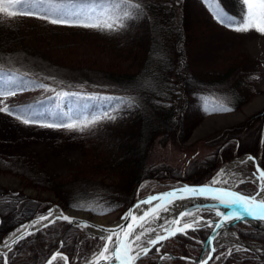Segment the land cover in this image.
<instances>
[{"label":"trees","instance_id":"16d2710c","mask_svg":"<svg viewBox=\"0 0 264 264\" xmlns=\"http://www.w3.org/2000/svg\"><path fill=\"white\" fill-rule=\"evenodd\" d=\"M218 2L229 14L239 17L240 0ZM143 6V12L118 31L66 27L78 28L81 38L98 39L112 50L117 62L113 67L84 62L55 50L51 47V35L60 27L46 20L0 17V77L7 73L23 78L25 88L43 83L53 89L39 88L11 102V106L25 108L28 116L58 122L69 114L76 116L99 106L116 116L114 120L99 122L89 154L80 160H69L70 172L61 177L39 168L22 155L0 158L2 171L18 174L28 184L53 190L70 206L108 213L126 208L137 189L147 193L185 182L202 183L219 164L236 154L260 153L259 163L264 169V107L236 125L215 132L214 142L218 145L200 163L194 166L190 163L182 173L176 175L171 170L165 173L147 164L150 145L156 140L165 142L169 136L180 142L204 115L223 112L225 107L234 110L247 101L249 96L244 87L251 74L242 65L243 59H232L219 70L194 66L203 31L207 26H217L204 0H143ZM66 44L69 47L75 42ZM124 59L129 62L121 67ZM3 84L0 80V87ZM60 92L78 95L58 98L56 94ZM95 97H134L135 105L125 107L116 100ZM58 112L64 114L63 118ZM240 184L244 186L247 181ZM241 190L254 193L243 187ZM1 198L15 199L17 207L32 203L36 212L49 205L48 200L42 199L30 202L31 198L19 190L2 186L0 203ZM8 215L10 210L0 211V240L12 227ZM67 226L66 221L57 220L20 239L8 252V264H42L58 248L71 261L79 251L91 252L95 239L77 226L66 229ZM232 228L245 239L264 243V229L260 227L239 221ZM209 230L201 226L186 234L177 233L134 264H158L161 251L177 255L164 256L161 264H185L188 261L178 255H197L201 239ZM215 264H264V260L250 251L233 250Z\"/></svg>","mask_w":264,"mask_h":264},{"label":"rangeland","instance_id":"374dc122","mask_svg":"<svg viewBox=\"0 0 264 264\" xmlns=\"http://www.w3.org/2000/svg\"><path fill=\"white\" fill-rule=\"evenodd\" d=\"M10 10L15 11L14 9ZM16 16L24 21L30 20L28 18L29 16ZM0 17L5 19L13 18L6 17L2 13H0ZM57 26L60 28H55L56 31L51 35V47L55 50L58 49V52L61 54H68L72 58H80L84 62H91L98 66L113 67L117 65L115 53L104 44H100L98 39L86 40L81 38V32L77 30L78 28H70L71 30H67L66 27L69 26ZM203 32L204 35L200 40L199 47L194 55V66L203 70H219L225 67L232 59H243L244 61L242 60V65H244V68L246 70L248 69L251 74L246 81L248 85L244 87V92L249 97L247 101L230 112L223 111L204 115L191 128L187 135L181 139L182 141L180 140V142L169 136L165 138V142H160L159 140L153 142V144L150 145L146 160L147 164L159 168L160 170H164L165 173H167V170H171L177 175L186 171L187 169L185 168L190 163L193 164L192 166L200 163V161L210 154L218 145L214 142L216 136L214 135L215 132L224 129L225 127L236 125L249 115L264 107V34L258 33L255 30L245 33L232 31L218 22L217 26H207L206 31L204 30ZM75 38L79 39V41H76ZM70 41L75 42V44L67 47L66 42ZM93 59L97 60L92 61ZM128 62L129 60L124 59L120 66L125 67ZM249 85L251 87H249ZM37 90H39V87L25 88L23 91H18L17 95L8 97L6 103L10 105L11 102L16 101L18 98L27 96ZM67 107L68 105L65 103V108ZM105 111L106 110H102L99 106L91 112L80 113L76 116L69 114L62 122L67 123L69 117L73 119H84L85 117L91 119L93 116L100 115ZM40 119L45 123H61L56 120H51L48 117H40ZM99 122L81 132L79 130H70L63 127L49 128L42 127L39 124L26 125L15 119L14 115L0 112V158L7 159V157L14 155H22L27 160L36 164L39 168L46 169L50 174L53 173L58 175V177H61L70 172L72 166L69 164V160H80L89 154L91 144L94 142V131ZM246 153L236 154L225 162H230L234 158L246 155ZM258 155H260V153ZM222 165L223 163L219 164L212 175L220 170ZM255 171L256 168L254 162L246 160L239 162L238 164L230 165L224 169V172L234 180L230 184H237V186L239 184V186L244 189L253 192H256L259 187V182H252L257 179L254 177ZM229 177L226 180L227 184L231 181ZM241 180L247 181V184L242 186L240 184ZM145 183L146 182H144V184ZM0 186L3 188L19 190L21 194L31 198L30 202L34 199L48 200L49 205L57 203L61 204L64 208L84 210L89 213H86L85 215L90 218L93 216L103 217L104 219L102 221L106 223L116 220L122 211V209H118L108 213H93L87 209L70 206L56 196L53 190L41 186L39 187L38 185H33L31 183L28 184L25 178H22L20 175L2 171L1 169ZM143 194L145 193H140V190L137 189L135 198ZM1 201L3 202L0 203V211L4 212L5 210H10L11 215L7 216V220L12 223L11 229L3 233L2 239L10 234V231H12L20 222L31 218L34 214L42 212H36L32 203H27V205L23 207H17L15 199L1 198ZM181 206H183V203H178L170 207L169 211L161 212L158 214L159 219L157 220L162 221L167 218L170 213L175 212ZM69 227L70 226L68 225L66 229ZM152 228L155 229V231L158 229L157 227ZM100 243L101 241H97L93 244V250L88 254L79 251L73 264H85V262L98 249ZM226 245H228V243ZM232 248V250H235V247ZM54 264H62V262L57 260Z\"/></svg>","mask_w":264,"mask_h":264},{"label":"snow or ice","instance_id":"6c2138e0","mask_svg":"<svg viewBox=\"0 0 264 264\" xmlns=\"http://www.w3.org/2000/svg\"><path fill=\"white\" fill-rule=\"evenodd\" d=\"M205 4L209 5L213 18L222 26L229 28L236 32H249L252 30L258 33L264 34V0H240L241 13L239 17L229 14L218 0H204ZM143 0H0V13L6 17H15L16 15H23L29 17H35L37 19H43L53 25H64L69 27H83L91 28L99 31H118L125 28L128 22L135 20L143 12ZM10 9H15L12 11ZM2 71V70H0ZM54 79V77H52ZM0 80L4 81L2 87H0V112L7 113L8 115H14L15 119L21 121L23 124H39L42 127L49 128H67L70 130H79L83 132L101 121L102 119L114 120L116 116L108 111L103 112L100 115H95L91 119L85 117L84 119L68 118L67 123H45L42 122L38 115H26V109L23 107L14 108L6 103L8 97L17 95L18 91L25 89V81L23 78H17L16 76H10L5 73ZM37 87L44 89L45 91H53L48 85L40 83ZM58 98L68 97L70 95H78L76 93L60 92L56 94ZM96 99H112L118 101L125 107H132L135 105L134 97H95ZM91 99V98H90ZM233 109L230 107L223 108V111L230 112ZM57 115L63 118L64 114L58 112ZM248 159H252L249 157ZM259 176L253 183L259 182V187L254 194H243L238 191H232L227 188H214L209 185L202 187H189L187 185L175 192H165L161 195L163 197L176 196L177 192H188L192 194L191 198L211 195V199L216 200L218 203L223 204L225 208L240 209V211L222 212L216 209V216L222 219L217 221H207L205 226L216 229H221L226 223H231L233 220H243L245 216H250L253 220H259L264 222V170H260L257 167ZM222 174V172H221ZM255 175V174H254ZM220 181L214 179L211 183L214 185ZM227 184V181H223ZM240 183H244L243 180ZM180 199L189 197L180 196ZM159 197H149L147 201L141 203H150L152 200H157ZM139 208L140 205H136ZM159 208V205L156 206ZM132 210H130L131 212ZM162 211H169V208L165 206ZM52 210H50L47 216H41L38 221L33 223H39L40 221L48 219L52 216ZM149 215L148 211H145L139 220L144 223H150L146 221L145 217ZM193 214L189 211H181L178 214V218L166 222V224H179L180 220L184 217H191ZM155 219H159L157 214ZM57 219H63L73 222L72 218L63 215L57 217ZM136 220L137 217L128 213L122 217V220ZM55 221H49L54 223ZM144 223L138 224L136 227L140 229L139 232L133 227L132 223L125 225H118L114 228H104L102 226L87 225L81 222L83 227H97L100 232L107 235H101L99 240L103 241V247L92 257V260L88 264H134V262L140 259L142 256H146L153 247H156L161 241L168 239L171 236H175L177 232L186 234V229L193 228L194 224L199 223V220L193 219L191 223H185L183 227L176 228L174 231L170 227H166L165 224L160 225L167 235H161L156 233L154 238L151 237L152 233H155L153 228H145ZM46 226V225H45ZM15 235V234H14ZM30 235V233H25ZM115 237V239L113 238ZM21 235L17 238L23 239ZM216 239L212 236L208 244L210 245L207 253L208 259H211V253L215 252V247L212 246V242ZM14 240L13 243H16ZM148 245V246H145ZM5 247L10 246L5 243ZM63 247V242H61ZM159 251V248L156 249ZM236 247L235 251H241ZM232 249H228L227 255L232 254ZM221 256L225 253H221ZM165 257H161L164 259ZM220 257H217L219 259ZM187 259V258H185ZM59 260L62 264H67L68 257L63 255L60 251H56L50 255L47 259V264H54ZM0 264H8L7 253H0ZM196 264H208L207 259L201 258Z\"/></svg>","mask_w":264,"mask_h":264},{"label":"water","instance_id":"95a60500","mask_svg":"<svg viewBox=\"0 0 264 264\" xmlns=\"http://www.w3.org/2000/svg\"><path fill=\"white\" fill-rule=\"evenodd\" d=\"M246 155L251 157L252 160L254 161L255 168H256V171L254 172V174L258 177L259 173L257 171V167H259L260 170H264L259 163V156H256L252 153H246ZM226 163L227 162H224L223 165ZM216 173L214 175H212L208 180H206L202 183L185 182V183L174 185V186L162 189V190L148 192V193H145L143 195L137 196L132 201L131 204H129L125 209H123L121 211L119 217L116 220H114L113 222H109V223H106V222L100 221V220H96L94 218H90L86 215L79 214L77 212V211H79V209H76V210L73 208L68 209V208H64L63 206H61V204L52 203V204L48 205L45 208V210H43L42 212L34 214L31 218L25 219L24 221L20 222L18 225L15 226V228L12 231H10V234H8L6 237H3V239L0 241V253L6 252L8 254L9 248L5 247L6 242L10 246V249H12L16 245V243L20 240V239L17 240V238L19 236L23 235L25 237V236H27V235H25V233H32L33 231H36L37 229H39L45 225L50 224L49 221H56V220L66 221L63 219H57V217H59L61 215V213L63 215H66V216L72 218V220H73L72 223H70L69 221H66L69 226H72V225L78 226L82 230H84L89 236L97 237L98 239L101 235H107V234L100 232L97 227H83L81 225V222H84L87 225L102 226L104 228H114L118 225H125L126 226L128 223H132L133 227L136 228V231L139 232L140 229L137 228L136 226L138 224L144 223V221L139 220V217L142 216L145 211L149 212V215L147 217H145V220L146 221H150V220L152 221L153 219H155L154 217L157 214L163 212L162 209L165 206H167L169 208V207H171L175 204H178V203H183L184 205L173 213L172 220H162L161 222L159 221L157 223H152V225H154L155 227H159L164 222H171V221L177 219L179 212L189 211L192 214L193 213L197 214L196 218H193V219L203 221V223L201 225L199 223L194 224L193 228L205 226V222H207V221H217V220L222 219L221 217L216 216V209H219L222 212H230V211H237L238 212V211H240V209L225 208L223 204H220L216 200L211 199V195H214L216 193L208 194L206 196L195 197V198H191L192 194L188 193V192H177L176 196H168V197H163L161 194L165 193V192H175L177 189H180L185 185H187L189 187H202L204 185H209V186L214 187V188H227V189L232 190V191H238V192H241L243 194H249V193H246V192H243V191L237 189L236 187H234L232 185H226V184H222V183H217V184L213 185L211 182H212L213 177L216 175ZM152 196L159 197V199L152 200L150 203H141L142 201H147L148 198L152 197ZM180 196L189 197V198L180 199L179 198ZM138 204L140 205V207L136 208L135 206ZM157 205H159V208L156 207ZM50 210H52V213H53L51 217H48V219L40 221L39 223H35V224L33 223L34 221H38L41 216H47V214ZM130 210H132V211L130 212ZM202 211L210 212L211 215H208V216L203 215L201 213ZM126 213H128L130 217L132 215L136 216L137 219L134 221L131 219H129L127 221L122 220V217H124ZM193 219H191L189 221L180 220L179 224H167L166 227H170L171 230L174 231L176 228L183 227V225L185 223H191L193 221ZM238 221H242V222H245V223H248V224H251V225H254V226H257V227L264 229V222L259 221V220H253L250 216H245L243 220H233L231 223H226L224 225V227L221 229H216L214 231L212 228H210L208 235L202 239V243H201L202 249L197 256H189V255H178V256L183 258V259L187 258V260L192 262L191 264H196V262L199 261L201 258L207 259L208 264H215V259L217 257V254H215V253H216L218 247L221 244L226 243L225 240H222L220 237H218L219 233L224 228L231 230L232 229L231 226ZM146 224L147 223H144V225H146ZM193 228H189V229H193ZM189 229H186L185 231H187ZM177 233H179V232H177ZM161 235H167V233H165L162 229ZM212 236L216 237V239L212 242V246L215 247L216 251L212 252L211 253L212 258L208 259L207 253H208L209 247H210V245L208 244V241ZM62 237H63V235L60 238V245H61V242H63ZM113 238L115 239V237H113ZM14 240H17V242L13 243ZM241 240L245 241V239H243V238H241ZM103 243L104 242H102V244L100 245L98 250L92 254V256L85 262V264H88V262L92 260V257L95 254H97L98 251L103 247ZM230 248H231V246L228 245L226 249L228 250ZM242 249H246L248 251L254 252L257 254V256H259L261 259L264 260V255L261 254V252H263L264 250H261L260 248H257L248 242H245ZM56 251H60L63 255L68 257L67 264H72L70 259H69V256L65 252L61 251L58 248V249L54 250L52 253H54ZM165 254H166V252H161V254L159 255V258H158V264L161 263V257ZM170 255L172 257L177 256L174 254H170ZM47 259L42 264H47Z\"/></svg>","mask_w":264,"mask_h":264},{"label":"bare ground","instance_id":"6f19581e","mask_svg":"<svg viewBox=\"0 0 264 264\" xmlns=\"http://www.w3.org/2000/svg\"><path fill=\"white\" fill-rule=\"evenodd\" d=\"M249 156L248 155H242L240 157H237V158H234L233 160H231L230 162H227L226 164H224L222 166V168L220 170L217 171L216 175L213 177L212 181L214 179H217L219 180L220 182L219 183H223V181H226L227 178L229 177L225 172H224V169L229 167L230 165H233V164H238L239 162H242V161H253L252 159H248ZM222 172V174H221ZM229 179H231V181H229L228 183H232L233 178L232 177H229ZM236 182V180H235ZM234 182V183H235ZM233 183V184H234ZM217 184V183H216ZM79 214H86L88 212H85L84 210H79L77 211ZM89 214V213H88ZM92 218L96 219V220H100L102 221L104 218L103 217H100V216H93ZM152 224L150 223H147L145 226V228H149ZM153 234V233H152ZM218 237H220L222 240H225L227 243L230 244L231 246V249L232 247H240L242 248L245 244V242L243 240L240 239L239 235L234 231V230H229V229H226L224 228L218 235ZM257 248H260L261 250H264V245L262 244H258L257 246H255Z\"/></svg>","mask_w":264,"mask_h":264},{"label":"flooded vegetation","instance_id":"af4514ba","mask_svg":"<svg viewBox=\"0 0 264 264\" xmlns=\"http://www.w3.org/2000/svg\"><path fill=\"white\" fill-rule=\"evenodd\" d=\"M206 212H204L203 214H205ZM206 215H208V214H206Z\"/></svg>","mask_w":264,"mask_h":264}]
</instances>
